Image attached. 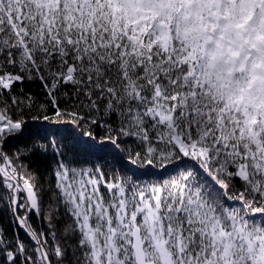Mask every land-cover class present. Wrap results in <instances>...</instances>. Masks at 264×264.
Wrapping results in <instances>:
<instances>
[{
  "label": "snow or ice",
  "instance_id": "1",
  "mask_svg": "<svg viewBox=\"0 0 264 264\" xmlns=\"http://www.w3.org/2000/svg\"><path fill=\"white\" fill-rule=\"evenodd\" d=\"M0 264H264V0H0Z\"/></svg>",
  "mask_w": 264,
  "mask_h": 264
}]
</instances>
